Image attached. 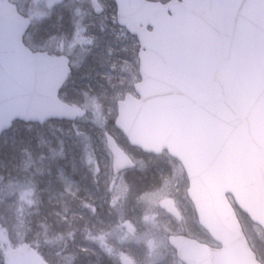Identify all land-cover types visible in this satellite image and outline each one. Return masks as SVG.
Masks as SVG:
<instances>
[{"label":"water","instance_id":"water-1","mask_svg":"<svg viewBox=\"0 0 264 264\" xmlns=\"http://www.w3.org/2000/svg\"><path fill=\"white\" fill-rule=\"evenodd\" d=\"M118 21L141 43V99L119 102L117 126L133 146L179 159L201 224L221 250L185 237L170 242L186 264H260L226 194L264 227V0H115ZM98 13V0H92ZM30 26L0 0V135L15 120H76L58 93L69 59L33 54ZM149 27L152 30H149ZM115 173L134 164L106 135ZM5 264H48L28 245Z\"/></svg>","mask_w":264,"mask_h":264},{"label":"rangeland","instance_id":"rangeland-1","mask_svg":"<svg viewBox=\"0 0 264 264\" xmlns=\"http://www.w3.org/2000/svg\"><path fill=\"white\" fill-rule=\"evenodd\" d=\"M52 4L53 0L27 4L25 12L33 25L26 41L35 49L73 58V76L61 98L81 107L85 115L75 123H48L29 131L36 141L25 159L36 160L35 166L24 168L23 181L6 185L5 189L0 187V264L8 250L25 242L52 264H125V258L131 264H181L163 236L164 227L170 232L187 231L213 244L197 226L193 209L184 198L187 185L174 177L170 159L143 156L128 146L111 123L116 117L117 101L127 92L133 93V85L139 80V44L118 25L112 3L109 14L98 21L80 15L84 6L77 16L61 19L59 7L54 9ZM105 131L111 132L136 161L138 176L145 173L139 178L141 181L146 182L148 171L160 172L166 178L147 185L139 198L128 191L136 171L120 175L113 185L114 177L109 171L112 157L106 148ZM176 169L181 173L180 168ZM54 172H62L59 181L50 177L49 173ZM151 182L152 177L148 184ZM41 185L48 189V199L44 198L46 191L40 189ZM170 200L180 210V220L166 211L165 204ZM76 202L80 208L90 206L91 219L101 226V236L106 231L111 236L107 227L111 221L116 223L114 249H106V240L95 243L97 238L93 241L96 246L77 243L73 223ZM239 217L264 264L261 231L240 212Z\"/></svg>","mask_w":264,"mask_h":264},{"label":"flooded vegetation","instance_id":"flooded-vegetation-1","mask_svg":"<svg viewBox=\"0 0 264 264\" xmlns=\"http://www.w3.org/2000/svg\"><path fill=\"white\" fill-rule=\"evenodd\" d=\"M16 4H41V2L45 1V0H39L38 3H35L36 0H25L24 3L20 2V0H13ZM100 3L102 5V13L101 14H97L96 11L94 10L91 1L89 0H81V1H76V0H53V4L52 7H59L60 9V13H58L59 15H61V19H66V17H74L77 16V11L83 7L84 9L80 11V15L84 16V15H89L91 18H93L94 20L98 21L101 20L103 18H105L111 9V0H100ZM45 9H49L48 7H46ZM65 17H63V16ZM89 16H86L85 18L90 19ZM59 30V29H57ZM78 204V202H76V205ZM75 205V209H74V213L76 214V217L74 219V223L76 226V235L78 236L81 235V229H88L89 227L94 223L93 220L91 219V210L89 207H84V208H80L78 205ZM177 219H181V216L177 217ZM113 223V225H110V223ZM107 227L108 230H111L112 234L110 236V234L108 233V231H106V235L103 237L104 240L108 241L105 242V246L107 248H112L114 249V247L112 245H115V238L118 236V230H116V223L114 221H111ZM97 229H100V226H97ZM99 239L101 240L102 237L99 235Z\"/></svg>","mask_w":264,"mask_h":264},{"label":"trees","instance_id":"trees-1","mask_svg":"<svg viewBox=\"0 0 264 264\" xmlns=\"http://www.w3.org/2000/svg\"><path fill=\"white\" fill-rule=\"evenodd\" d=\"M34 127H27L20 124L17 129L19 131L9 132L4 136L0 142V187L7 188L16 181L22 180L20 174L22 168L29 162V165L33 166L35 162H30L25 159L27 157V151L30 148L33 150L36 139L34 136H30L29 129ZM34 130V129H33ZM10 135V136H8ZM31 143V146L29 147ZM25 159V160H24ZM15 168L18 171L15 172ZM8 185V186H6ZM41 188V187H40ZM42 189V188H41Z\"/></svg>","mask_w":264,"mask_h":264}]
</instances>
